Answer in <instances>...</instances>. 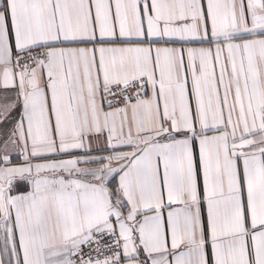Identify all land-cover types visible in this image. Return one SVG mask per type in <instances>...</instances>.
Masks as SVG:
<instances>
[{"label": "snow or ice", "instance_id": "1", "mask_svg": "<svg viewBox=\"0 0 264 264\" xmlns=\"http://www.w3.org/2000/svg\"><path fill=\"white\" fill-rule=\"evenodd\" d=\"M0 264H264V0H0Z\"/></svg>", "mask_w": 264, "mask_h": 264}]
</instances>
